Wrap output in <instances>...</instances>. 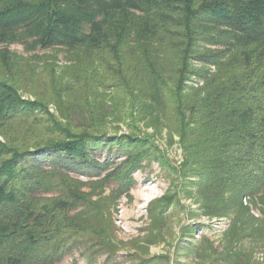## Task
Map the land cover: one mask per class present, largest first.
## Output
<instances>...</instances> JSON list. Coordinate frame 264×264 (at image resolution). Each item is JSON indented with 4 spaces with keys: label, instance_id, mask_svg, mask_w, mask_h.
<instances>
[{
    "label": "trees",
    "instance_id": "trees-1",
    "mask_svg": "<svg viewBox=\"0 0 264 264\" xmlns=\"http://www.w3.org/2000/svg\"><path fill=\"white\" fill-rule=\"evenodd\" d=\"M15 43L31 55L9 53L5 46ZM51 51L80 73L101 70L91 92L110 81L114 102L129 98V109L156 116L177 135L186 166L204 171L201 191L240 210L245 194L264 207V0H0V264H53L64 240L83 243L77 235L85 228L73 213L90 205L91 194L74 174L99 171L96 152H127L99 178L119 181L152 149L102 130L117 109L64 103L61 94L76 88L59 87ZM31 60L55 74L60 118L44 100L22 98L15 72ZM193 60L210 67L196 72L198 89L186 85ZM30 116L20 139L10 128ZM138 148L145 150L133 154Z\"/></svg>",
    "mask_w": 264,
    "mask_h": 264
},
{
    "label": "rangeland",
    "instance_id": "rangeland-1",
    "mask_svg": "<svg viewBox=\"0 0 264 264\" xmlns=\"http://www.w3.org/2000/svg\"><path fill=\"white\" fill-rule=\"evenodd\" d=\"M5 47L12 54L31 55L20 43ZM48 54L55 59L56 75L36 60L25 61L22 70L16 69L15 75H19L14 81L22 84L23 99L44 100L49 111L60 118L55 104L57 94L51 87L55 75L61 89L76 88L73 93L61 94L67 105L76 103L85 107L86 103H104L111 107L106 110H118V116L109 118L101 127L110 138L129 135L152 146L148 150L151 156L143 154L136 164L120 171L124 176L119 181L103 182L99 178L125 160L127 152L117 155L106 150L96 152L91 158L95 157L102 168L99 171L91 168L94 170L91 176L74 174L83 182V191L91 194L87 200L90 205L73 213L85 228L77 235L83 243L76 236L72 241L71 237L64 240V246L52 251L56 258L53 264H264L262 204H254L245 194L239 200L240 210L236 202L231 204L201 191L200 173L204 171L200 166H186L188 156L180 138L160 126L162 123L156 122V116L129 109L130 99L124 96L116 95L114 102L110 95L114 96L116 90L110 81L104 88L95 87L91 92L93 78L104 79L101 70L97 75L80 73L63 53ZM207 69L210 67L191 61L186 85L201 87L203 81L196 72ZM43 113L35 111L34 116ZM34 116L19 120L10 131L25 139ZM144 150L135 149L133 154ZM107 160L111 163L105 164Z\"/></svg>",
    "mask_w": 264,
    "mask_h": 264
}]
</instances>
